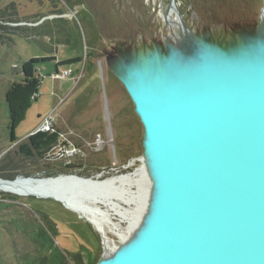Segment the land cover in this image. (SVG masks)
Instances as JSON below:
<instances>
[{
    "label": "rangeland",
    "instance_id": "1",
    "mask_svg": "<svg viewBox=\"0 0 264 264\" xmlns=\"http://www.w3.org/2000/svg\"><path fill=\"white\" fill-rule=\"evenodd\" d=\"M167 2L0 0V178L88 177L103 170L102 179L141 168L145 135L130 95L132 86L124 80L125 66L139 69V52L146 54V49L151 56L164 53V36L175 44V30L163 21L161 4ZM177 7L194 34L210 44L223 79L218 102L240 109L247 87L236 78L242 59L236 47L242 39L253 49L264 0H177ZM205 50L199 51L207 55ZM32 57L48 59L36 63L37 97L15 126L16 140L10 141L5 92L22 81L21 64ZM74 57L81 60L63 63ZM172 67L175 74L184 69L179 56ZM195 67L189 69L191 79ZM65 69L71 72L67 77L53 76ZM132 82L135 89L137 83ZM189 82L194 92L184 100L186 110L199 100ZM209 104L212 101L205 107ZM48 120L57 142L42 154L21 153L18 146ZM146 185L140 180V196ZM144 201L138 202L141 208ZM109 214L120 231L130 228L127 220ZM155 218L151 214L137 221L129 238L139 236ZM103 229L61 201L0 190V264H96L107 247L120 243L116 234Z\"/></svg>",
    "mask_w": 264,
    "mask_h": 264
},
{
    "label": "water",
    "instance_id": "2",
    "mask_svg": "<svg viewBox=\"0 0 264 264\" xmlns=\"http://www.w3.org/2000/svg\"><path fill=\"white\" fill-rule=\"evenodd\" d=\"M161 7L165 23L168 22V12L174 14L175 29L182 44L179 61L184 69H179L178 73L170 78L169 67L177 59L179 45L171 44L168 37L164 36V53L151 56L152 51L146 49L147 60L143 61L139 52L140 68L125 66L124 80L128 82L129 87L131 84L132 88L134 87L132 81L137 83L135 89L130 87V95L143 129L149 131V142L152 144L148 151L143 150L142 153L146 159L144 170L147 185L138 200L141 203L140 201L145 199L140 219L153 214L156 218L146 227L151 225L156 229L162 227L164 229L165 226L166 230L162 233L161 245L159 243L151 253L135 256L129 264H264V137L256 141L250 140L251 138L246 135L240 137L242 132L239 131L235 120L232 121L231 127H228L226 112H233L232 109L235 108L237 114L243 117L246 113L244 103L240 105V109L236 107L230 109L228 103L218 102L223 79L219 74L220 70L214 64L210 44L200 38L204 41L203 46L207 55L201 54L195 41L196 35L186 25L183 14L178 11L177 0H168L166 6L161 4ZM262 27L261 29L259 21L255 30L256 43L253 49L247 47L242 39L238 40L236 47L239 52L240 42L244 44L242 54L238 53L242 57L239 60L241 76L236 77L247 87L244 94L248 91L247 93L252 95L249 87L253 85L248 79L242 78L247 68L249 70V63L243 65L244 61L247 62L253 57L255 51L263 60L264 67V25ZM190 56L195 61L194 65L189 61ZM192 67L195 68L191 71L193 77L191 79L189 69ZM203 73L206 82H202ZM177 76L181 78V82ZM160 78L162 80L159 82ZM188 80H192L193 88L199 96V100L192 107L193 114L186 110L183 104L186 96L194 92L189 89ZM150 83L154 88L152 92L148 89ZM177 84L181 86L180 90ZM254 92L255 97L264 100L263 87L262 89L257 87ZM243 99L247 100V97L244 95ZM211 101L213 105L205 107V103ZM223 104L226 111L222 110ZM210 115L214 116L212 122L218 132L216 138L210 140L212 142L208 144V150L200 161L197 153L198 124L204 120L203 117L207 119ZM179 126H184L186 134L190 132L191 127L193 128L190 146L181 138ZM232 132L237 133L234 138L231 137ZM171 135L173 140L170 138ZM155 143L156 145H153ZM178 143H185L188 146L186 156L178 151L175 154L181 175L184 177L180 184H176L170 176L173 168L163 157L164 150L160 146L167 144L178 150ZM102 175L103 173L99 172L88 177L75 174L20 177L40 182L50 181L47 189L77 198L91 196L93 192L89 188H86L87 192L83 191L81 186L69 182L64 179L65 177L74 176L95 181L94 178ZM15 178H0V181L12 182ZM58 178L62 179L57 181ZM105 178L107 177L103 179ZM104 190L105 187L102 191ZM32 196L50 198L42 195ZM167 216L169 221H166ZM134 227L136 229L138 224L135 223L133 229ZM141 238L140 235L128 237L129 245L138 246ZM117 250L114 255L118 260L124 255H134L132 252L134 248L129 250L125 246ZM101 259L102 257L99 262Z\"/></svg>",
    "mask_w": 264,
    "mask_h": 264
},
{
    "label": "bare ground",
    "instance_id": "3",
    "mask_svg": "<svg viewBox=\"0 0 264 264\" xmlns=\"http://www.w3.org/2000/svg\"><path fill=\"white\" fill-rule=\"evenodd\" d=\"M171 12H168V22L170 23V26L175 30L177 33V30L175 29V19L174 14L173 16H170ZM263 15V16H262ZM264 23V8L262 10L261 19H260V27L263 28L262 25ZM174 43L177 44L175 41L181 43L179 41L178 34H174ZM196 44L198 45V49L200 51L205 50L201 45H203V40H201L198 36H196ZM177 44L180 49V52L178 56L180 57L182 52L181 44ZM176 46V47H177ZM239 46H241V49L239 53L242 54V50L244 47V44L240 42ZM206 52V50H205ZM240 54V55H241ZM146 54L141 55V60L145 61L147 60L145 57ZM190 63L191 65L195 64L194 59L190 56ZM249 63V70L247 68L246 73H244L243 77L244 79H248V82L250 84H253L249 87V92L252 93H245V96L247 97V100L243 99L244 106L246 108V113L243 117L239 116L240 114H237V110L235 108L232 109L233 112L229 111L226 112V118L228 127H231L232 121L235 120L238 124L239 131L242 132L240 134L241 136L246 135L248 138H251L250 140L256 141L257 139H262L264 137V100L259 99V97H255L253 95L254 89L258 87V89L264 88V67H263V60L259 57V55L254 51L253 57L249 58L248 61H244L243 65ZM174 63L171 65L173 66ZM170 65L169 67V76L170 78H173L175 73L173 67ZM262 67V68H261ZM250 71V72H249ZM250 77H254V79H251ZM181 82V78L177 76ZM228 78V77H227ZM162 78H160L158 81L160 82ZM255 80V81H253ZM154 82V81H153ZM156 82V81H155ZM202 82H206V76L203 73L202 74ZM255 83H258L257 85ZM178 90L181 87L179 84ZM193 87L194 84L192 83ZM153 85L150 83L148 84V89L150 92L154 91ZM188 110H190V113L193 114L192 107L188 106ZM223 111H226L225 108H222ZM183 114V112H182ZM139 117V116H138ZM182 118V116H181ZM214 116L210 115L204 120H202L198 124V135H197V145L198 150L197 153L199 155V160L201 161L203 159V155L205 156L209 145L211 142L216 138L217 134V128H215V125L213 124ZM183 120V118H182ZM195 121V120H194ZM180 122V118H179ZM186 122V120L184 121ZM184 126H179L180 129V135L184 142H187L190 146L192 142L190 141L191 132L193 131V128L191 127V130L188 134H186V130L183 129ZM231 129V128H230ZM244 130V131H243ZM144 135H145V143H144V150L148 151V147L152 145L149 142V131L143 129ZM237 134V133H236ZM234 132H232V138L236 135ZM239 135V134H238ZM173 140V135L170 137ZM212 140V141H210ZM153 145H156L153 144ZM163 148V157L168 160L170 165H172V172H170V176L173 177L176 184H180L182 179V173L179 167V162L175 156L178 152L182 155L186 156L188 151V146L182 143H178V150L174 148V146H168L160 144ZM168 148V149H167ZM178 151V152H177ZM176 152V153H174ZM232 155L234 153L232 152ZM141 163L142 166L138 170H135L133 173H127V174H121L118 176H110L102 181L101 178H94L95 181H92V179L84 180L83 178H77L74 176H68L64 179H67L69 182H74L77 185L81 186L83 188V191H86V188H89L91 192V196L86 197H67L62 195L61 193H58L53 190H49L46 187L50 184L49 182H40L38 180H29V179H18L14 180L12 182H2L0 181V190L1 191H7L18 195H42L47 196L52 199L61 201L65 203L68 207L75 208L78 211L84 213L88 219L95 224L98 229L104 231V227L108 228L110 231H112L114 234H116L119 237L120 243L115 248H109L107 247L105 252L102 254L101 261L97 264H129L135 256H142L145 253H151V251L159 246L158 244L162 243V233H164V230H166V227L164 226V229H156L154 226L149 225V227H145L144 230L141 232L140 237L141 243L138 246H131L128 242V237H130V234L134 231L133 226L138 221V210L142 211L143 208L140 207V204L138 203L140 194H141V187H138V184L140 180H146L145 179V170H144V163L146 162L145 157H141ZM63 175V174H62ZM184 178V177H183ZM62 179V178H61ZM60 178L56 179L57 181L61 180ZM185 180V179H184ZM83 185V186H82ZM103 187H105V190H103ZM85 188V189H84ZM148 189V188H147ZM145 190V189H144ZM145 200V199H144ZM144 204V203H143ZM108 208L107 211L102 210V206ZM176 207V205H175ZM141 208V209H140ZM110 212H113V214L118 215L119 217L125 219L130 224V228L125 231H120L118 228V224L113 222L110 219ZM177 212V211H176ZM141 213V212H140ZM137 214V216H136ZM166 221H169V216L166 217ZM139 226V225H138ZM138 228V227H137ZM136 234V233H135ZM132 238V237H131ZM164 238V235H163ZM160 240V241H159ZM125 246L132 250L134 255L129 256L124 255L121 257V260H118V258L115 257L114 253L118 251L117 249L125 248ZM134 256V257H133ZM133 257V258H131Z\"/></svg>",
    "mask_w": 264,
    "mask_h": 264
},
{
    "label": "trees",
    "instance_id": "4",
    "mask_svg": "<svg viewBox=\"0 0 264 264\" xmlns=\"http://www.w3.org/2000/svg\"><path fill=\"white\" fill-rule=\"evenodd\" d=\"M48 59L46 57H32L21 64L23 79L21 82H13L5 92V101L8 108V124L10 129V141H15V126L22 120L24 111L30 105L31 100L36 99L40 76L37 74L36 63L39 60ZM80 57H74L63 61L71 63L80 61ZM57 132L35 131L26 137V141L18 146L21 153L32 156L34 153L42 154L52 144L57 142ZM71 167V166H66ZM48 175V174H46ZM44 175V176H46Z\"/></svg>",
    "mask_w": 264,
    "mask_h": 264
},
{
    "label": "built area",
    "instance_id": "5",
    "mask_svg": "<svg viewBox=\"0 0 264 264\" xmlns=\"http://www.w3.org/2000/svg\"><path fill=\"white\" fill-rule=\"evenodd\" d=\"M70 70H62L60 73H58V71H56L55 72V74L53 75L54 77H61V78H64V77H67L68 75H70ZM51 123H50V121L48 120L46 123H44L41 127H40V129L39 130H37V131H51V130H53V129H51ZM73 152H75V151H73ZM72 152V153H73ZM65 153L66 154H69L70 153V151L69 150H65Z\"/></svg>",
    "mask_w": 264,
    "mask_h": 264
},
{
    "label": "flooded vegetation",
    "instance_id": "6",
    "mask_svg": "<svg viewBox=\"0 0 264 264\" xmlns=\"http://www.w3.org/2000/svg\"><path fill=\"white\" fill-rule=\"evenodd\" d=\"M174 33H176V32H174ZM176 34H177V33H176ZM101 172L103 173L104 171H103V170H101ZM94 174H96V173L90 174V176H91V175H94Z\"/></svg>",
    "mask_w": 264,
    "mask_h": 264
}]
</instances>
